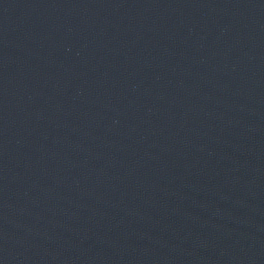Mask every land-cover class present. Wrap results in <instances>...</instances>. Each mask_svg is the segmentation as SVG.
I'll return each mask as SVG.
<instances>
[{"label": "water", "instance_id": "1", "mask_svg": "<svg viewBox=\"0 0 264 264\" xmlns=\"http://www.w3.org/2000/svg\"><path fill=\"white\" fill-rule=\"evenodd\" d=\"M264 206V0H0V264H219Z\"/></svg>", "mask_w": 264, "mask_h": 264}]
</instances>
